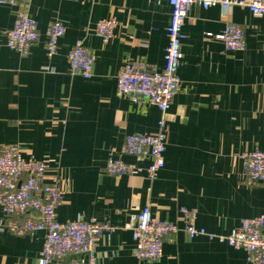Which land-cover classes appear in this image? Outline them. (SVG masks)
<instances>
[{"label":"crops","instance_id":"0c3cea01","mask_svg":"<svg viewBox=\"0 0 264 264\" xmlns=\"http://www.w3.org/2000/svg\"><path fill=\"white\" fill-rule=\"evenodd\" d=\"M26 9L39 21V38L28 55L6 45L0 34V143H16L50 163L44 179L59 176L65 194L61 221L97 218L115 229L97 245L99 264H250L244 249L183 230L166 237L164 254L140 261L127 227L146 205L162 220L184 224L181 208L197 211L196 224L226 234L244 218L264 213V183L244 176L243 154L264 150V16L249 8L208 9L193 4L184 25L182 85L167 112L170 130L165 166L151 181L145 172L114 176L105 169L108 153L147 167L149 159L121 152L127 134L154 133L160 110L146 99L117 93L124 64L162 68L172 7L166 0H32L0 4V30L12 28ZM116 16L107 43L96 23ZM66 25L58 53L47 54L46 29ZM245 32L243 50H228L214 37L226 23ZM78 40L96 54L93 76L74 73L68 53ZM48 66L53 71L43 68ZM0 206V264H38L45 232L17 235ZM74 255L49 264H67Z\"/></svg>","mask_w":264,"mask_h":264},{"label":"built area","instance_id":"2783aa9c","mask_svg":"<svg viewBox=\"0 0 264 264\" xmlns=\"http://www.w3.org/2000/svg\"><path fill=\"white\" fill-rule=\"evenodd\" d=\"M170 3L171 18L168 25V44L165 50V64L162 68L149 63L124 64L117 77V93L129 96L132 101L146 99L161 112L158 130L154 133L136 132L127 134L121 152L138 158L149 159L147 167L127 162L108 153L105 169L114 176L135 175L145 172L154 181L158 172L165 166L164 154L170 124L167 112L182 85L179 69L184 62L182 42L185 38L184 25L193 4L205 9L221 6L227 10L232 6L247 7L257 16H264V0H166ZM32 0H0V4H29ZM119 24L116 16L102 18L96 23V34L104 43L109 42ZM66 25L56 19L46 29L47 54L53 57L58 53L60 39L65 35ZM5 33L8 48L28 55L39 38V21L26 9H19L12 28ZM209 37L221 40L228 50H243L246 46L244 29L228 22L219 34L209 32ZM68 61L74 73L86 78L93 76L96 54L82 40H78L69 51ZM53 71L50 67L43 68ZM243 173L248 179L264 183V150L256 149L243 154ZM50 167L45 159L32 153H25L23 146L16 143H0V206L6 215L11 216L4 225L17 235L45 232L43 248L38 264H49L54 259L74 257L67 264H99L97 245L102 236L115 227L109 221L97 218L61 221L57 208L62 203L65 189L59 176L50 181L44 176ZM183 225L162 220L154 216L151 205L144 206L127 224L132 230L134 256L140 261H156L164 254L166 237L183 230L190 238L206 236L218 240L235 249H244L250 264H264V213L244 218L230 232L216 233L196 224L197 211L182 207Z\"/></svg>","mask_w":264,"mask_h":264}]
</instances>
